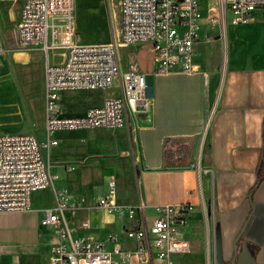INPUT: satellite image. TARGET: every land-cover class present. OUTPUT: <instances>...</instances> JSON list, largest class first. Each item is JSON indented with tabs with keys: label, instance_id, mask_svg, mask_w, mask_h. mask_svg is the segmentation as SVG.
<instances>
[{
	"label": "crops",
	"instance_id": "crops-1",
	"mask_svg": "<svg viewBox=\"0 0 264 264\" xmlns=\"http://www.w3.org/2000/svg\"><path fill=\"white\" fill-rule=\"evenodd\" d=\"M22 2L14 13L15 21ZM237 27L245 36L237 34L228 40L227 31L228 53L221 73L196 66L190 74H153L146 48L135 47L133 69L147 74L149 104L134 114L128 112L124 127L117 128L131 153L134 185L130 195L122 196L115 183L116 198L126 206L141 204L146 224L159 205L189 203L181 227L188 250L170 255L169 263L159 260L152 250L148 259L131 258L123 264H205L206 258L213 264L215 230L220 235L222 264H230V256L243 243L255 261L264 264V15L259 13L251 23ZM64 92L58 104L66 100ZM100 100L101 96L73 114L67 113L68 104L60 108L66 116H76ZM98 129L106 128L91 130ZM60 132L64 131L54 132L53 138ZM175 143L183 146L176 148ZM201 166L209 168V173ZM42 192L30 194L29 208L24 211L0 212V264H49L50 248L58 238L39 224L43 210L54 206L53 195L50 201L41 198ZM67 195L75 205L62 213L75 235L104 241L111 235L121 248H134L123 231L142 218L141 212L130 221L94 209L98 196L79 205L78 192ZM84 221L87 227L81 226Z\"/></svg>",
	"mask_w": 264,
	"mask_h": 264
},
{
	"label": "built area",
	"instance_id": "built-area-1",
	"mask_svg": "<svg viewBox=\"0 0 264 264\" xmlns=\"http://www.w3.org/2000/svg\"><path fill=\"white\" fill-rule=\"evenodd\" d=\"M263 7L264 0H217L216 12L223 24L237 26L250 23ZM116 13L117 39L83 44L74 39V0H23L14 30L18 44L44 56L45 140L40 142L27 133L0 132V212L28 209L30 194L48 186L51 176L41 150L57 144L54 132L122 128L128 112L134 114L148 106L147 74L136 69L121 70L119 47L148 44L153 74H190L196 70L193 46L205 20L202 0H116ZM52 50L61 52L49 56ZM55 56L61 60L53 61ZM114 80L117 87L112 88ZM83 90L101 92L100 102L81 115L63 114L58 104L60 92ZM53 199L54 206L44 209L39 221L58 238L50 248L49 264H123L131 258L148 259L152 250L159 260L169 263L170 255L188 250L181 227L189 203L178 207L159 205L152 221L146 224L142 205L118 202L115 183L109 179L105 193L96 198L93 208L130 221L141 212L142 218L123 231L134 244L128 250L111 235L106 241L75 235L62 213L73 208L75 202L69 200L65 188L53 190ZM200 206L205 213L201 199ZM81 226L87 227L88 222ZM209 263L206 258L205 264Z\"/></svg>",
	"mask_w": 264,
	"mask_h": 264
},
{
	"label": "rangeland",
	"instance_id": "rangeland-1",
	"mask_svg": "<svg viewBox=\"0 0 264 264\" xmlns=\"http://www.w3.org/2000/svg\"><path fill=\"white\" fill-rule=\"evenodd\" d=\"M19 2L20 0H0V132L27 133L41 142L45 140L43 55L35 49L21 46L16 40L14 13L17 12ZM216 3L217 0H202L205 20L194 43V62L199 68L221 73L228 53L227 31L230 33L228 40H234L237 34L245 35L244 30H239V27L221 22L220 17H217ZM259 13L264 15V7L254 13L252 21ZM226 16L229 17L228 12ZM117 28L116 0H74L76 43H99L117 39ZM135 47L138 50L146 48L148 55L152 57L148 44L119 47L121 70L134 68ZM60 52L61 50H52L49 56ZM250 52L253 53V49ZM60 60V56L53 58V61ZM115 87L117 84L114 80L112 88ZM101 95V92L96 91H67L63 93L66 100L59 104L61 108L64 103L68 104L70 107L67 113L73 114ZM117 131H64L56 136L57 145L42 147V157L51 181L42 189L41 198L51 201L52 191L60 186L66 189L67 194L69 191L78 192L79 198L76 201L79 205L85 204L92 195L97 197L107 189L109 179L117 183L122 196L130 195L134 185L131 153L123 146V139ZM173 146L180 148L183 145L175 143ZM201 168L205 170L204 173H209V168ZM145 213L148 214L149 211L146 210ZM150 220H146L147 224Z\"/></svg>",
	"mask_w": 264,
	"mask_h": 264
},
{
	"label": "water",
	"instance_id": "water-1",
	"mask_svg": "<svg viewBox=\"0 0 264 264\" xmlns=\"http://www.w3.org/2000/svg\"><path fill=\"white\" fill-rule=\"evenodd\" d=\"M214 249H215V264H222L221 256V242L220 235L217 230L213 232ZM230 264H262L256 262L252 254L250 253L249 246L247 243L241 244L238 252L233 256H230Z\"/></svg>",
	"mask_w": 264,
	"mask_h": 264
},
{
	"label": "bare ground",
	"instance_id": "bare-ground-1",
	"mask_svg": "<svg viewBox=\"0 0 264 264\" xmlns=\"http://www.w3.org/2000/svg\"><path fill=\"white\" fill-rule=\"evenodd\" d=\"M200 159V158H199ZM198 166V165H197ZM200 169V168H199Z\"/></svg>",
	"mask_w": 264,
	"mask_h": 264
}]
</instances>
